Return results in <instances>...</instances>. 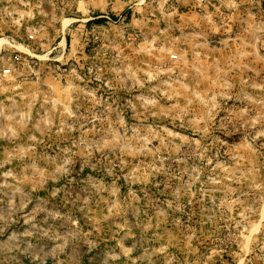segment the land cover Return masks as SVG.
I'll list each match as a JSON object with an SVG mask.
<instances>
[{
    "label": "rangeland",
    "instance_id": "1",
    "mask_svg": "<svg viewBox=\"0 0 264 264\" xmlns=\"http://www.w3.org/2000/svg\"><path fill=\"white\" fill-rule=\"evenodd\" d=\"M0 264H264V0H0Z\"/></svg>",
    "mask_w": 264,
    "mask_h": 264
},
{
    "label": "built area",
    "instance_id": "2",
    "mask_svg": "<svg viewBox=\"0 0 264 264\" xmlns=\"http://www.w3.org/2000/svg\"><path fill=\"white\" fill-rule=\"evenodd\" d=\"M15 61H19L21 59L20 55H15L14 57ZM10 72V69H4V73H9Z\"/></svg>",
    "mask_w": 264,
    "mask_h": 264
},
{
    "label": "crops",
    "instance_id": "3",
    "mask_svg": "<svg viewBox=\"0 0 264 264\" xmlns=\"http://www.w3.org/2000/svg\"><path fill=\"white\" fill-rule=\"evenodd\" d=\"M66 41H67V39H66Z\"/></svg>",
    "mask_w": 264,
    "mask_h": 264
}]
</instances>
